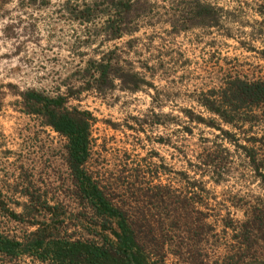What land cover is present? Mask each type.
I'll use <instances>...</instances> for the list:
<instances>
[{
  "label": "rangeland",
  "instance_id": "rangeland-1",
  "mask_svg": "<svg viewBox=\"0 0 264 264\" xmlns=\"http://www.w3.org/2000/svg\"><path fill=\"white\" fill-rule=\"evenodd\" d=\"M204 1L222 9L221 27L193 25L190 0H147L143 5L151 11L140 19L137 31L108 41L102 34L94 37L93 24L75 17L76 7L83 9L92 0H0V189L13 209L20 211L12 202L23 199L20 191L26 184L52 204L71 201L74 189L67 140L41 117L24 111L20 92L28 89L68 96L69 107L92 112V170L123 179L140 167L150 171L148 178L155 183L176 184L185 172L202 178L210 203L220 213L215 218L231 212L233 218L243 219L235 203L264 197L263 177L234 144L225 143L233 160L219 182L211 173L196 174L191 166L206 140H216L221 131L191 122L185 111L210 117L198 102L204 93L231 74L249 79L264 75V15L258 13L257 0ZM105 18L99 13L94 23L102 24ZM115 45L124 49V64L133 63L155 87L129 91L116 81L106 92L78 91L84 78L77 70ZM256 110V120L243 130L225 124L223 128L235 132V141L242 144L253 136L264 139V105ZM260 149L264 154V147ZM7 228L21 234L18 224ZM163 264L183 263L169 255Z\"/></svg>",
  "mask_w": 264,
  "mask_h": 264
},
{
  "label": "trees",
  "instance_id": "trees-1",
  "mask_svg": "<svg viewBox=\"0 0 264 264\" xmlns=\"http://www.w3.org/2000/svg\"><path fill=\"white\" fill-rule=\"evenodd\" d=\"M143 2L149 3L92 0L83 9L77 6L74 12L79 13L75 17L83 24H93L94 37L102 34L105 40H118L136 32L140 19L151 11ZM190 3L193 25H223L221 8L204 0ZM256 5L258 13L264 15V0H257ZM99 13L106 16L102 24L94 23ZM228 31L227 35L232 36ZM123 51L115 45L90 58L86 67L77 70L84 78L78 91L106 92L116 87V81L129 91L153 86L133 63L124 64ZM261 53L264 58V50ZM203 95L198 102L210 117L191 109L185 113H189L191 122L219 129L221 136L206 140L201 156L191 163L196 168L193 171L200 176L211 173V178L219 182L231 169L233 159L225 145L228 142L244 151L248 165L260 173L264 182V154L260 152L264 139L253 136L246 140L248 144H242L235 141V132L222 126L243 130L256 120V108L264 105V75L249 79L231 74ZM20 96L27 114L41 117L66 138L74 189L71 201L52 204L26 184L20 191L23 199L12 202L20 211L9 205L10 200L0 189V264H163L169 255L183 264H264V197L235 203L243 219L233 218L231 212L215 218L220 213L210 203L202 178L185 172L184 180L176 184L174 180L155 183L148 178L150 171L140 167L123 179L111 173L108 177L89 165L95 147V117L91 111L69 107L68 96L62 94L50 96L28 89ZM211 217L215 222H209ZM12 223L20 225L21 234L7 228Z\"/></svg>",
  "mask_w": 264,
  "mask_h": 264
}]
</instances>
